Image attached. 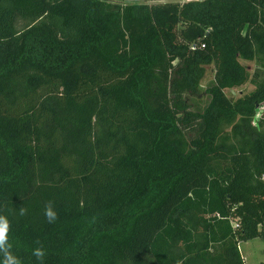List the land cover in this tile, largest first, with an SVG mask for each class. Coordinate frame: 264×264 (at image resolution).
<instances>
[{
	"label": "trees",
	"instance_id": "16d2710c",
	"mask_svg": "<svg viewBox=\"0 0 264 264\" xmlns=\"http://www.w3.org/2000/svg\"><path fill=\"white\" fill-rule=\"evenodd\" d=\"M0 213L22 264L40 245L43 264H244L264 234V0H0Z\"/></svg>",
	"mask_w": 264,
	"mask_h": 264
},
{
	"label": "rangeland",
	"instance_id": "374dc122",
	"mask_svg": "<svg viewBox=\"0 0 264 264\" xmlns=\"http://www.w3.org/2000/svg\"><path fill=\"white\" fill-rule=\"evenodd\" d=\"M121 3H127V2H158L157 0H115ZM165 1V0H163ZM169 1H184V0H169ZM244 61V60H243ZM248 63L249 71L251 72L254 67V62L252 60L250 61H244ZM213 67L212 64H206L205 65V72L204 76L200 81L199 85V94L198 96H191L187 95V98L190 102V105L193 110H201V108L206 104L208 100V94L203 93V89L207 84L211 82L213 79ZM253 88L252 83L249 81L244 82L242 85L238 87H231V88H224V94H226L231 99H235L237 97L243 96L244 93L248 92ZM261 108L259 107L256 109V119L261 115ZM264 231V226L262 227ZM238 249L240 252V255L242 257L244 264H259L260 262H264V234L258 235L252 238H248L245 241H239L238 243Z\"/></svg>",
	"mask_w": 264,
	"mask_h": 264
},
{
	"label": "clouds",
	"instance_id": "9594fccd",
	"mask_svg": "<svg viewBox=\"0 0 264 264\" xmlns=\"http://www.w3.org/2000/svg\"><path fill=\"white\" fill-rule=\"evenodd\" d=\"M28 209L25 207L19 208V215L26 216ZM45 221L49 224L56 222L58 219L57 211L55 210V202L49 200L45 203L43 209ZM11 230V223L7 215L0 213V264H22V261L12 251V244L9 242V232ZM38 245L39 241L36 242ZM38 261L43 264L46 251L42 245L32 249L31 253Z\"/></svg>",
	"mask_w": 264,
	"mask_h": 264
},
{
	"label": "built area",
	"instance_id": "2783aa9c",
	"mask_svg": "<svg viewBox=\"0 0 264 264\" xmlns=\"http://www.w3.org/2000/svg\"><path fill=\"white\" fill-rule=\"evenodd\" d=\"M158 2H165V1H163V0H157Z\"/></svg>",
	"mask_w": 264,
	"mask_h": 264
}]
</instances>
